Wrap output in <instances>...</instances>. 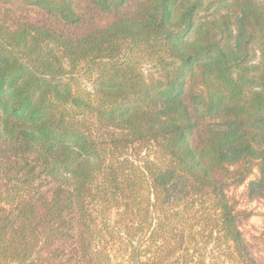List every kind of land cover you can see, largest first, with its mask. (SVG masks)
Here are the masks:
<instances>
[{
  "label": "trees",
  "instance_id": "trees-1",
  "mask_svg": "<svg viewBox=\"0 0 264 264\" xmlns=\"http://www.w3.org/2000/svg\"><path fill=\"white\" fill-rule=\"evenodd\" d=\"M253 203L264 0H0V264H264Z\"/></svg>",
  "mask_w": 264,
  "mask_h": 264
},
{
  "label": "rangeland",
  "instance_id": "rangeland-1",
  "mask_svg": "<svg viewBox=\"0 0 264 264\" xmlns=\"http://www.w3.org/2000/svg\"><path fill=\"white\" fill-rule=\"evenodd\" d=\"M243 189L239 190L240 193ZM250 211L253 212L254 216L252 219L244 226L245 233L250 237L252 235H257L262 231L264 227V206L259 203H253L248 206Z\"/></svg>",
  "mask_w": 264,
  "mask_h": 264
}]
</instances>
